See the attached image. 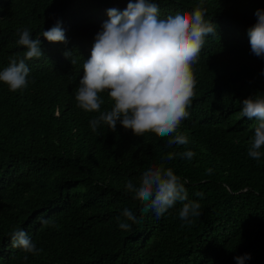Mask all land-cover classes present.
I'll return each instance as SVG.
<instances>
[{
	"label": "trees",
	"instance_id": "16d2710c",
	"mask_svg": "<svg viewBox=\"0 0 264 264\" xmlns=\"http://www.w3.org/2000/svg\"><path fill=\"white\" fill-rule=\"evenodd\" d=\"M128 2L0 0V71L26 51L16 43L18 29L35 38L59 20L68 41L41 35L43 56L28 61V86L10 91L0 82V264H238L245 254V264H264V156H248L258 121L240 116L243 100L264 92V57L251 53L247 34L264 0H202L216 32L193 65L189 115L172 134L188 143L171 147V136H137L119 123L116 131L101 125L93 132L99 113L77 106L83 64L106 10ZM154 2L161 17L201 4ZM100 95L101 111L110 110L108 91ZM187 150L191 160L179 155ZM168 153L179 154L167 161ZM162 163L188 180L189 200L201 205L191 224L179 218L181 203L157 218L125 189ZM124 208L139 221H129L128 231L118 226ZM17 228L43 249L39 255L12 247Z\"/></svg>",
	"mask_w": 264,
	"mask_h": 264
},
{
	"label": "clouds",
	"instance_id": "9594fccd",
	"mask_svg": "<svg viewBox=\"0 0 264 264\" xmlns=\"http://www.w3.org/2000/svg\"><path fill=\"white\" fill-rule=\"evenodd\" d=\"M106 12L109 19L102 23L94 37L91 55L84 61L83 76L75 92L78 107L99 113L90 121L91 130L96 132L101 125H107L116 131L119 123L137 136L146 132L162 138L171 136L167 141L169 147L186 145V136L172 134L189 115L187 109L196 85L193 65L198 63L206 37L216 32L213 22L205 19L207 10L203 8L202 0L190 11L181 9L163 17L154 0H129L124 10L113 7ZM255 16L256 22L247 33L250 49L253 55L264 57V9H257ZM17 32L19 39L16 43L26 51L22 57H10L9 65L0 71V82L10 91L28 86V61L43 56L41 35L49 42H68L66 30L59 20L35 38L29 28ZM64 55L70 59L72 51H65ZM70 61L73 65L77 63L75 58ZM105 90L112 106L110 110L101 111L105 100L100 94ZM242 104L240 116L258 121L248 156L259 161L264 156V92L245 98ZM177 154L168 153L164 159L170 161ZM179 155L191 160L195 153L187 150ZM206 171L211 174L212 169ZM187 183V179L162 163L144 171L138 185L127 181L125 189L144 205L145 212L151 210L157 218L181 203L179 218L185 224H191V218L202 213L200 203L189 200ZM121 215L125 219L121 221L117 217V220L122 230H130L129 221L133 224L139 222L128 208H124ZM9 236L13 248L33 255L43 251L22 228L13 229ZM250 258L251 254H245L236 260L238 264H245ZM24 259H28L27 255Z\"/></svg>",
	"mask_w": 264,
	"mask_h": 264
}]
</instances>
